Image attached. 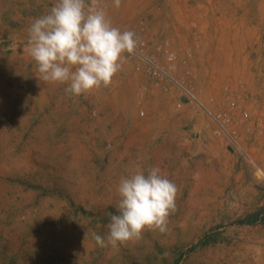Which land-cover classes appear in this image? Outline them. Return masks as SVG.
I'll return each mask as SVG.
<instances>
[{
  "label": "rangeland",
  "instance_id": "1",
  "mask_svg": "<svg viewBox=\"0 0 264 264\" xmlns=\"http://www.w3.org/2000/svg\"><path fill=\"white\" fill-rule=\"evenodd\" d=\"M55 3L0 0V264H264V0H102L168 77L126 53L80 97L26 50ZM154 166L168 231L98 246L121 178Z\"/></svg>",
  "mask_w": 264,
  "mask_h": 264
},
{
  "label": "clouds",
  "instance_id": "2",
  "mask_svg": "<svg viewBox=\"0 0 264 264\" xmlns=\"http://www.w3.org/2000/svg\"><path fill=\"white\" fill-rule=\"evenodd\" d=\"M119 7L121 0H113ZM27 52L35 62L39 80L67 85L65 92L80 97L103 87L135 52L139 38L121 31L108 18L102 0H56L50 12L29 27ZM119 214H109L108 236L93 234L100 247L138 241L145 230L168 231V218L176 210L177 186L151 167L121 178Z\"/></svg>",
  "mask_w": 264,
  "mask_h": 264
},
{
  "label": "built area",
  "instance_id": "3",
  "mask_svg": "<svg viewBox=\"0 0 264 264\" xmlns=\"http://www.w3.org/2000/svg\"><path fill=\"white\" fill-rule=\"evenodd\" d=\"M143 46H144V44H143V43H140L139 46L137 47V49L135 50V52L132 53V54H129V55H131V56H135V57H138V58L143 59V60L145 61V63L149 66V68L153 71V73H154L155 75H160V76H162V77H164V76H165V77H168V76L164 73V71H163L162 69L158 68L154 63H152L150 60H148L147 58H145V57L143 56V54H142ZM165 59L167 60V62H172L173 57H172L171 54L166 53V55H165ZM189 96H190V95H189Z\"/></svg>",
  "mask_w": 264,
  "mask_h": 264
},
{
  "label": "bare ground",
  "instance_id": "4",
  "mask_svg": "<svg viewBox=\"0 0 264 264\" xmlns=\"http://www.w3.org/2000/svg\"><path fill=\"white\" fill-rule=\"evenodd\" d=\"M219 128H220L222 131H224V127H223V126H222V127H221V126H219Z\"/></svg>",
  "mask_w": 264,
  "mask_h": 264
}]
</instances>
